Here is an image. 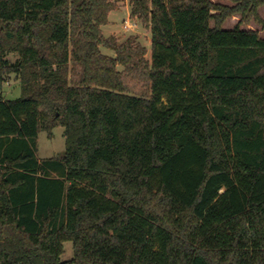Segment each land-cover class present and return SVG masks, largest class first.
I'll return each instance as SVG.
<instances>
[{
  "label": "trees",
  "instance_id": "obj_1",
  "mask_svg": "<svg viewBox=\"0 0 264 264\" xmlns=\"http://www.w3.org/2000/svg\"><path fill=\"white\" fill-rule=\"evenodd\" d=\"M118 1L0 0V264H264V0Z\"/></svg>",
  "mask_w": 264,
  "mask_h": 264
},
{
  "label": "rangeland",
  "instance_id": "obj_2",
  "mask_svg": "<svg viewBox=\"0 0 264 264\" xmlns=\"http://www.w3.org/2000/svg\"><path fill=\"white\" fill-rule=\"evenodd\" d=\"M214 2L231 5L233 2L231 0H212ZM258 12L264 22V5L260 6ZM130 3L129 0H119L118 8L112 10L108 19L107 25L102 27V32L104 36H114L119 43L125 41L129 36H137L138 41L148 49L146 57L150 56V30L148 27L142 25L140 21L136 18H131L130 15ZM240 20V15H234L227 18L222 23V28L230 29ZM211 21V25H213ZM241 28L243 29H256L259 31L260 35L264 38V23H259L251 20L248 23H242ZM101 50L109 55H113L111 51L101 48ZM16 54H10L9 59L14 60ZM20 94V84L19 80L16 79L14 74H10L6 77L5 82L0 95L3 98H16ZM63 128L57 125L52 129V136H48L45 131H41L38 134L37 140V157L39 159L44 158H57L64 154L65 144L64 137L62 135ZM63 253L61 259L65 261H70L73 257V246L72 242L66 241L63 243Z\"/></svg>",
  "mask_w": 264,
  "mask_h": 264
}]
</instances>
